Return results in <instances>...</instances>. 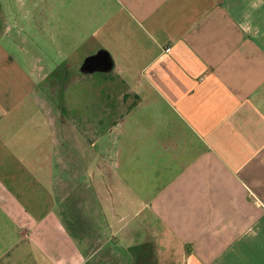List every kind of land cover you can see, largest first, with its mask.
<instances>
[{"label": "crops", "instance_id": "obj_1", "mask_svg": "<svg viewBox=\"0 0 264 264\" xmlns=\"http://www.w3.org/2000/svg\"><path fill=\"white\" fill-rule=\"evenodd\" d=\"M0 264H264V0H0Z\"/></svg>", "mask_w": 264, "mask_h": 264}, {"label": "rangeland", "instance_id": "obj_2", "mask_svg": "<svg viewBox=\"0 0 264 264\" xmlns=\"http://www.w3.org/2000/svg\"><path fill=\"white\" fill-rule=\"evenodd\" d=\"M58 66H59V65H58ZM61 67H63V66H61ZM61 67H60L58 70H60ZM73 85H74V86H73L74 88H77V89L82 88L81 84H79V83H76V84H73ZM83 89H84V88H83ZM76 98H77V99H80V97H77V96H76ZM60 163H61L62 165H64V162H63V161H61Z\"/></svg>", "mask_w": 264, "mask_h": 264}]
</instances>
